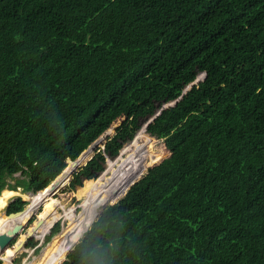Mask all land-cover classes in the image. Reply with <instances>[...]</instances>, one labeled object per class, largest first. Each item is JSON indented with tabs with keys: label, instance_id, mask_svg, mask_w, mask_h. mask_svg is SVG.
Returning a JSON list of instances; mask_svg holds the SVG:
<instances>
[{
	"label": "trees",
	"instance_id": "16d2710c",
	"mask_svg": "<svg viewBox=\"0 0 264 264\" xmlns=\"http://www.w3.org/2000/svg\"><path fill=\"white\" fill-rule=\"evenodd\" d=\"M20 171L79 208L127 182L60 264H264V0H0V196Z\"/></svg>",
	"mask_w": 264,
	"mask_h": 264
},
{
	"label": "rangeland",
	"instance_id": "374dc122",
	"mask_svg": "<svg viewBox=\"0 0 264 264\" xmlns=\"http://www.w3.org/2000/svg\"><path fill=\"white\" fill-rule=\"evenodd\" d=\"M99 151L100 150H95L93 152L97 154ZM113 178L114 177L112 176H105L102 178L101 187L96 188L89 195L85 203V205L87 204L86 207H88V205L91 202L95 203L96 205V204H100V202L107 200L108 199L107 194L110 193L112 195L114 188H118V189L115 190V197L113 198V200L119 196L118 195L119 192L121 191L122 188L126 187L127 182L124 179H116V177L114 179ZM25 179H27V177L26 175L23 174L22 171L18 173H13L11 176H5L4 182L14 186L15 189L8 190L4 187L3 197H0V199L3 198L4 200L9 199L7 203L3 206V209L1 210V215L4 216V218L6 219H10L14 217L20 218L22 215H24V218L19 219L18 221L17 226L22 225L23 223L24 224L19 228V232L17 233L16 237H18V235H20L23 232V230L29 226L31 222H33L34 225L36 226V230L33 231V235H37V238L38 236H41L40 239H37V242H39V244L33 247L35 251V252L33 251L34 252L33 255L28 256L25 253L22 254V257L17 261L16 264H27L31 260V257L32 260L34 257H37L44 247H46L47 245L53 242V240L61 233L63 228L68 227V224L71 222L72 219H76L74 225H72L73 227L80 225L81 220L78 219V215L80 214L81 211L86 209L85 206L83 208L78 207L79 199L76 198L73 199V196L75 194H72L70 198L62 201H60L57 198H48L47 196L40 197L38 196L39 194H34L32 191H29L27 190V188H25L24 183L22 182V180ZM123 181L124 184L122 185ZM110 186L113 188L108 190V187ZM16 199H21V201L23 202V211L21 213L8 217L6 215V210L8 208V205H10ZM97 199H99L100 202ZM113 200H111L109 204L102 209V211L99 213V215H97V217H95L93 220H91L82 227V229L78 233L79 236L77 237L75 244L72 245V248L69 250L67 254H64V256H62L59 264L63 260L67 259V255L74 249L76 245H78L83 240V238L85 237V232L88 229H90L92 224L100 218V216L110 206ZM68 212H72V213L67 217ZM49 223L52 225L51 226L47 225ZM44 226L46 230H44ZM53 227L58 228V230L53 236L50 237L49 240H46V236ZM3 229H0V234L4 231ZM37 231H39L40 233H38ZM6 254H7V250L4 251L2 255H0L1 264H10L8 262V258Z\"/></svg>",
	"mask_w": 264,
	"mask_h": 264
},
{
	"label": "bare ground",
	"instance_id": "6f19581e",
	"mask_svg": "<svg viewBox=\"0 0 264 264\" xmlns=\"http://www.w3.org/2000/svg\"><path fill=\"white\" fill-rule=\"evenodd\" d=\"M38 196L44 197L46 195ZM0 197H3V195ZM47 197L51 198L50 196ZM67 214L68 217L69 212ZM18 226L7 225L3 230H5L7 227L19 230V227L21 226ZM75 242L76 240L73 234L69 233L63 228L61 233L53 240V242L44 247L39 255L37 257H34L33 260L31 257V260L27 264H58L61 261L62 256L69 252Z\"/></svg>",
	"mask_w": 264,
	"mask_h": 264
},
{
	"label": "water",
	"instance_id": "95a60500",
	"mask_svg": "<svg viewBox=\"0 0 264 264\" xmlns=\"http://www.w3.org/2000/svg\"><path fill=\"white\" fill-rule=\"evenodd\" d=\"M47 225L51 226L52 224L49 223ZM44 230H46L45 226H44ZM17 233H18V230L7 227L0 234V255H2V253L7 250L10 243L16 238ZM40 238H41V236H38L37 239H40ZM33 251H34L33 248L23 249V252L26 254H32Z\"/></svg>",
	"mask_w": 264,
	"mask_h": 264
},
{
	"label": "flooded vegetation",
	"instance_id": "af4514ba",
	"mask_svg": "<svg viewBox=\"0 0 264 264\" xmlns=\"http://www.w3.org/2000/svg\"><path fill=\"white\" fill-rule=\"evenodd\" d=\"M27 234V239H25V243H32L33 246L28 245L27 247L24 246H18V251H22V254H24L23 249H28V248H33L39 244L37 242V235H33V232H28ZM35 252V251H34ZM33 252V253H34ZM26 254V253H25ZM28 255V254H27ZM16 264V263H15Z\"/></svg>",
	"mask_w": 264,
	"mask_h": 264
},
{
	"label": "clouds",
	"instance_id": "9594fccd",
	"mask_svg": "<svg viewBox=\"0 0 264 264\" xmlns=\"http://www.w3.org/2000/svg\"><path fill=\"white\" fill-rule=\"evenodd\" d=\"M54 197V196H53ZM52 197V198H53ZM55 198V197H54ZM27 255V254H26ZM30 255H33V253L32 254H28V256H30ZM8 262L10 263V264H15V263H13L9 258H8Z\"/></svg>",
	"mask_w": 264,
	"mask_h": 264
}]
</instances>
